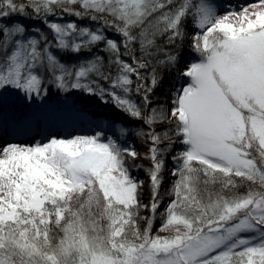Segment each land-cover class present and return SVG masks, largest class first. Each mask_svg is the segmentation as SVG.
Segmentation results:
<instances>
[{"label": "snow or ice", "instance_id": "1", "mask_svg": "<svg viewBox=\"0 0 264 264\" xmlns=\"http://www.w3.org/2000/svg\"><path fill=\"white\" fill-rule=\"evenodd\" d=\"M77 122L0 146V264H264V0H0V128Z\"/></svg>", "mask_w": 264, "mask_h": 264}, {"label": "rangeland", "instance_id": "2", "mask_svg": "<svg viewBox=\"0 0 264 264\" xmlns=\"http://www.w3.org/2000/svg\"><path fill=\"white\" fill-rule=\"evenodd\" d=\"M256 2L257 0H220L221 4L231 5L232 7L236 9H239L243 5H251ZM221 11H223V9ZM196 58L197 57L191 53H183L181 57V62L179 65L180 69L183 70L187 62L192 61ZM179 83L180 84L184 83V79H179ZM168 104L170 105V103ZM49 105L52 106V104H49ZM101 111L102 110L95 109L93 111V114L104 116V117L111 119L109 115L110 114L109 111L108 112L106 111L101 112ZM49 134L59 135V136H64V137H68L72 135H91L92 130H91V126L87 122L58 123V124H47L46 123L42 126L40 135H37L35 132H29L27 134L16 135V134H13L10 129L0 128V146H3L5 143L31 144V143H34V140H40L44 136H47ZM128 142L134 145L137 148V150L140 151L141 153L146 151V147L135 136L130 137ZM179 147H180L179 145L176 146L177 149H179ZM172 155H175V150L172 152ZM174 166H175L174 161L168 158L166 160V167L164 171V181H166V179H168L169 177H172L171 171ZM133 175L136 176L138 179L143 180L145 182V185H147L148 176L145 171H138V170L133 171ZM164 184L165 182L163 183L161 190H160L162 197L164 194H166V192L163 189L165 186ZM147 198L149 200L150 196L148 195ZM161 210H163V205L161 206ZM158 226H159V223L156 222L154 227H158Z\"/></svg>", "mask_w": 264, "mask_h": 264}, {"label": "trees", "instance_id": "3", "mask_svg": "<svg viewBox=\"0 0 264 264\" xmlns=\"http://www.w3.org/2000/svg\"><path fill=\"white\" fill-rule=\"evenodd\" d=\"M183 53H191L193 55H195L189 48V41L185 40V44H184V48H183ZM180 83H179V79L177 78L176 73H168L165 72L164 73V82H163V86L157 90V97L158 99L162 102V103H170L171 100V93L174 89V87H179ZM63 93L59 94V96L56 94V90L52 89L51 92V99L49 101V104H52L53 106H56L58 104L62 103L63 100ZM73 100H79L80 101V106L85 108L88 112L93 114V111L96 110H102L101 112H108L109 111V115L111 119H119V120H123L126 124H132L133 122L126 116H124L123 113L118 112L115 108H113L111 106V104H103L101 102H99L96 98L93 97H86L83 96L80 93H76L75 95H73L72 97ZM169 101V102H168ZM134 126V125H133ZM137 164L143 165V167H141L140 169H133V171H144V168L147 167L148 162L145 160H137L136 161ZM171 178V179H169ZM168 179H166L165 182V186H164V191L167 193L168 189L171 187V183L174 179V177H169ZM149 195L147 189H145V193H144V200L145 202L148 200L147 196ZM163 201H164V205L167 204L168 202V197L166 194L163 195ZM156 222L159 223V220H157Z\"/></svg>", "mask_w": 264, "mask_h": 264}]
</instances>
